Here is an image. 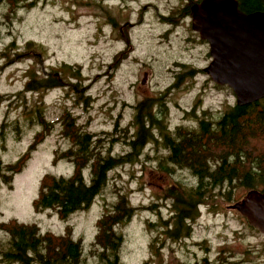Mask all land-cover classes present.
<instances>
[{
  "label": "rangeland",
  "instance_id": "1",
  "mask_svg": "<svg viewBox=\"0 0 264 264\" xmlns=\"http://www.w3.org/2000/svg\"><path fill=\"white\" fill-rule=\"evenodd\" d=\"M149 4L166 13L178 0H42L13 16L0 7V55L6 56H0V96L5 97L0 104V126L3 121L9 125L0 151L4 163L16 162L40 130L30 123L29 113L36 105H44L51 122L69 111L86 132L113 135L108 137L110 143L115 139L110 153L118 156L129 151L122 131L133 137L135 107L144 99L163 97L162 110L173 120L203 111L219 113L236 104L233 91L217 87L204 72L212 61L209 45L197 39L188 23L165 36L167 27L157 21V11H144ZM112 22L133 26L124 28L131 36V46L122 57L119 51L123 43L118 41L119 32ZM28 43L35 45L31 52L27 51ZM16 53L20 58L10 65L19 57ZM65 65L81 71L82 93L73 92L71 87L43 94L23 93L29 71L43 77L63 71ZM16 124L21 129L19 139L14 132ZM109 146L107 143L105 149ZM68 148L70 143L57 126L25 170L14 177L12 188H1L0 223L14 219L56 235L71 226L75 238L83 240L89 264H97L89 251L98 220L112 209L121 193L129 197L133 207L151 210L139 211L130 223L117 228L123 236L120 264H264V236L229 208L246 198L245 190H238L231 201L216 198L201 207L199 218L191 223L189 239L174 242L150 226L159 221L152 204L170 187L182 188L187 181L179 172L173 177L160 171L149 146L138 164L109 174L107 186L88 211L73 215L67 222L54 213L36 214L33 202L43 177H69L74 172L67 162L53 163L55 151ZM84 175L89 179V171ZM170 205L166 201L158 212L165 220L169 219Z\"/></svg>",
  "mask_w": 264,
  "mask_h": 264
},
{
  "label": "trees",
  "instance_id": "2",
  "mask_svg": "<svg viewBox=\"0 0 264 264\" xmlns=\"http://www.w3.org/2000/svg\"><path fill=\"white\" fill-rule=\"evenodd\" d=\"M41 1L0 0V7L4 6L9 16H13L20 9L30 10ZM238 2L240 10L246 14L264 12V0ZM5 18L8 19V16ZM33 47V43H28L27 51H33ZM15 55L19 57L14 58L10 65L19 60L20 55ZM0 56L6 58L4 54ZM63 68V71L45 73L43 77L29 71V81L23 93L43 94L63 87H71L77 94L82 93V85H79L82 81L81 71L68 65ZM163 99L147 98L137 104L132 124L135 130L133 137H128L127 130L122 131L123 137L128 139L125 143L129 151L118 156L110 153L115 139L110 143L108 137L113 135L104 133L101 137L86 132L69 111H64L58 120L51 122L45 116L44 105L34 106L29 113L30 123L38 125L40 130L16 162L6 164L0 157V190L3 186L12 188L14 177L25 170L33 154L60 126L61 136L70 143V148L62 152L56 150L53 163L67 162L73 166L74 172L69 177L45 175L39 186L38 197L33 202V209L36 214L54 213L62 222H67L77 213L88 211L107 186L111 172L140 162L152 139L151 124L156 119L155 113H164ZM4 100L5 97L0 96V104ZM156 108L159 111H155ZM216 126L211 128L202 125L199 133L192 131L175 138H166L165 143L171 148V164L176 168L190 170L198 180L194 188H173L166 192L169 198L176 200L174 216L177 224L174 229L167 230L166 225L161 223L157 227L150 225L156 232H162L175 242L191 237V223L200 216L198 205L205 206L209 200L216 198L231 201L232 195L238 190L247 193L264 190V99L249 106L239 107L235 104L224 112ZM8 128L7 122L3 121L0 126V151L6 142ZM117 131L116 125L115 133ZM14 132L19 139V124H16ZM107 143L110 146L106 150ZM174 167L169 168L161 163L159 170L172 176L178 171ZM85 171H89V179L85 178ZM141 210L150 211L151 208L133 207L127 195L118 193L112 209L97 223L98 231L89 251L90 257L97 264H120L123 236L117 228L130 223ZM0 264L89 262L83 240L75 238L73 227L67 226L65 233L56 235L52 232L42 233L36 224L20 223L13 219L0 223Z\"/></svg>",
  "mask_w": 264,
  "mask_h": 264
},
{
  "label": "water",
  "instance_id": "3",
  "mask_svg": "<svg viewBox=\"0 0 264 264\" xmlns=\"http://www.w3.org/2000/svg\"><path fill=\"white\" fill-rule=\"evenodd\" d=\"M193 30L210 48L205 73L218 87H228L236 105L264 99V12L246 14L238 0H203L192 7ZM264 236V190L250 191L230 207Z\"/></svg>",
  "mask_w": 264,
  "mask_h": 264
},
{
  "label": "flooded vegetation",
  "instance_id": "4",
  "mask_svg": "<svg viewBox=\"0 0 264 264\" xmlns=\"http://www.w3.org/2000/svg\"><path fill=\"white\" fill-rule=\"evenodd\" d=\"M202 1L203 0H178L177 6H171L169 8V10L166 11V13H163L162 11H160L155 5L149 4L148 6L144 7V11H147L148 8H153L157 11L156 12L157 21L160 24L167 27V29H166L167 33L165 36H167L168 32H174L177 29H179L181 26H183L184 24L188 23L190 25V29L192 30V33L197 37V39L201 43L208 46V43L203 41L200 38V35L198 33H196L192 28L193 14H192L191 9L194 5L199 4ZM110 25L112 27L117 26V29L119 32L118 41L123 43V47L119 51V52H121V55L119 57H122L123 55H125L127 52L130 51V46H131V36H129L127 34V30H125L124 28L127 26L132 28L133 26L131 24H127L126 26H123V25H119V23H116V22H112ZM229 108H231V107H229ZM229 108H224L219 113H208L206 111H203L200 114L191 115L190 116L191 118H185L184 117V118H179V119H174V120L168 118L170 116L167 113H162V112L155 113L156 119L152 120V124H151L152 139H151L150 143L148 144V146L150 148V152L153 155L154 163H156L158 165L163 163L166 166H168L169 168L174 167V164H171V160L169 158V156H170L169 151H171V148L167 147V145L165 143L166 138L167 137L175 138L176 136H179L180 134H185L187 132H192V131L199 133L202 125H209V126H211V128H216L217 127L216 124L219 122L220 118H222L224 116V112L227 111ZM157 110L159 111V108H156L155 111H157ZM134 118H135V116H134ZM156 154L157 155H163V158L162 159L156 158L155 157ZM174 168H176V167H174ZM176 169L178 171L174 174L173 177H175L178 174V172L180 174H182L185 177V180L187 181V184L183 185L184 188H194L197 186L198 180L192 174V172L190 170L181 169V168H176ZM174 188H177V187H174ZM169 189H173V188L170 187ZM169 189H167L166 192ZM160 197L161 198L159 199L160 200L159 202H155L152 204V207L155 208L154 212L159 217V221L157 223H153L151 225H153L154 227H157L156 224L161 223V224L166 225L167 230H172V229H174L175 224H177L175 216H174V213H175L174 211H176L174 209V206L176 204V200H175V198H169L166 195V193H164L163 196L161 194ZM166 201L171 202V205L169 206V209H168L171 211L168 220H165V218L160 213H158L160 211L161 206L163 204L166 205ZM203 206L204 205H201V206L198 205L199 211H200V208ZM233 211H235V210H233ZM191 228H192V225H191ZM189 238L185 237L181 240H186ZM220 259L218 258V261Z\"/></svg>",
  "mask_w": 264,
  "mask_h": 264
}]
</instances>
